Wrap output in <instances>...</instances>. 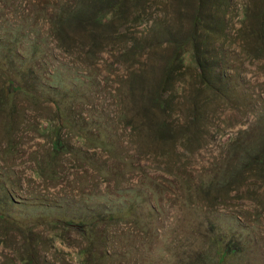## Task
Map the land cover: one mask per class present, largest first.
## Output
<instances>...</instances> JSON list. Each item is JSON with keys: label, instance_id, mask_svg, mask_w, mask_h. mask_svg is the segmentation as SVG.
Instances as JSON below:
<instances>
[{"label": "rangeland", "instance_id": "1", "mask_svg": "<svg viewBox=\"0 0 264 264\" xmlns=\"http://www.w3.org/2000/svg\"><path fill=\"white\" fill-rule=\"evenodd\" d=\"M0 24L41 46L0 107V264H196L212 237L264 264V0H0Z\"/></svg>", "mask_w": 264, "mask_h": 264}, {"label": "trees", "instance_id": "2", "mask_svg": "<svg viewBox=\"0 0 264 264\" xmlns=\"http://www.w3.org/2000/svg\"><path fill=\"white\" fill-rule=\"evenodd\" d=\"M64 14H60L58 16L59 22H64L66 20ZM2 26L3 25L0 24V34L1 30H3L4 33V35H0V75L3 77V81L0 84V107L13 104L18 96H30L32 98L36 96L38 92L36 82L29 86L25 82V76L28 75L27 72L29 70L26 67L29 65L30 67L34 66L35 60L37 58L36 56L39 52H41V46L35 40L34 47L30 50L31 53L25 51L26 48H24L23 43H21L22 41H19V39H23V37H25L24 27L19 26L12 29V27L9 28V25L6 27ZM15 59L21 62L20 65H16L14 63ZM15 66H17V71L13 72L9 70V68ZM153 102H159V98L154 97ZM164 127L165 130H167L165 123L163 124L162 130H164ZM59 145V142H55L53 147L57 148ZM2 220H4L7 224L13 226L16 225V222L11 218L0 215V221ZM79 224L83 228H87L88 233H93V231L90 230L91 226L86 222L81 221ZM71 225H73V223ZM210 240L214 245L211 252L203 254L202 251L198 249L190 250L189 252H186L187 258L190 260L192 259V261H194L196 264H226L228 259H230L232 256H235L234 254H236V249L232 248L226 242V239H223L222 237H212ZM87 252H90V249L84 251V253ZM91 253L92 252H90V254ZM99 254H101L102 257L107 255L106 251L100 252ZM159 258V255H154L148 259H145V261H147V264H158L160 261H162L159 260ZM176 258L177 257L175 254H171L169 264L175 262ZM20 261V264H27L29 260L28 258H22Z\"/></svg>", "mask_w": 264, "mask_h": 264}]
</instances>
